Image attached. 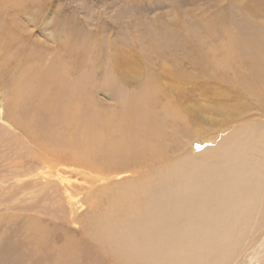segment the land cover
Returning <instances> with one entry per match:
<instances>
[{
  "label": "rangeland",
  "instance_id": "rangeland-1",
  "mask_svg": "<svg viewBox=\"0 0 264 264\" xmlns=\"http://www.w3.org/2000/svg\"><path fill=\"white\" fill-rule=\"evenodd\" d=\"M255 1L0 0V264H55L59 249L47 253L45 244L79 240L83 233L70 221L92 214L101 186L90 179L91 167L36 145L80 142L81 132L62 121L59 106L69 95L96 132L99 111L114 119L118 125L103 130L111 137L120 133L127 102L151 99L149 126L136 132H158L150 142L160 158L101 175L153 178L150 208H163L186 249L176 252V264H264V28L256 25L261 17H251ZM64 39L79 46L65 47ZM219 41L233 53L217 50ZM200 51L221 62L195 60ZM121 54L135 75L118 76L110 58ZM42 89L58 90L57 106L45 107ZM167 103L176 116L164 110ZM226 109L237 113L226 118ZM239 133L237 141L248 142L243 163L232 160L229 143ZM64 193L79 204L67 205ZM38 238L44 244L33 246ZM78 256L75 264H108Z\"/></svg>",
  "mask_w": 264,
  "mask_h": 264
},
{
  "label": "bare ground",
  "instance_id": "bare-ground-1",
  "mask_svg": "<svg viewBox=\"0 0 264 264\" xmlns=\"http://www.w3.org/2000/svg\"><path fill=\"white\" fill-rule=\"evenodd\" d=\"M31 1L32 0H30V3H32ZM257 2L259 4L256 3L255 1L256 6L253 7L254 9L252 10L251 17L257 19L260 17L262 18V20H260L259 21L260 23L258 24H256L257 22L255 23L253 21V23L259 25L257 26V28L259 29V27L264 28L263 27L264 0H257ZM263 33L264 32L262 30V35ZM228 38L230 37L228 36ZM63 41L65 47L66 45L70 47H74L77 45L76 42H72L71 40L70 42L68 41V39L67 40L64 39ZM77 46H79V44ZM222 47L228 48L227 50H225L227 55L233 53L232 47L230 45L225 46L223 45L222 41H219L216 47L217 50H219ZM64 49L65 48H63V51ZM207 50L209 51L208 48ZM72 53L73 52L71 51V55ZM209 54L201 53V55L199 56L196 55L197 58L195 60H199V61L204 60V62H208L210 64L212 62L213 63L221 62L220 60L215 59V56H213V54L212 55ZM77 56L79 57L78 54ZM65 60L67 61V59ZM110 60L113 62V66L117 71L116 73L121 78L122 77L125 78L126 75L127 76L135 75L138 71L133 66V63L131 64L130 59L126 55L123 54L112 55ZM66 61H63V64ZM259 62H261V64ZM259 62L258 63L259 65H261L260 66L261 68L259 67L258 69L262 70V67H264L263 64L264 60H261ZM0 65H2L1 62ZM119 66L122 67L119 68ZM130 67L133 68V71H130ZM56 73H58V76H61L59 75V71ZM19 87L15 89L16 91L13 89V91H15L14 96L19 95L18 92ZM57 91L58 90L50 91L45 89H42L40 91L39 95L40 97L45 99V107L48 110L55 107V105L57 106V102L61 97ZM148 96H150V94H148ZM141 100L143 99H141V97H138L126 103L124 107V111L123 113H121L122 116L121 127L118 126L120 129L119 130L120 133H118L116 137H111L110 133L109 135L105 134L103 133V130L105 131L108 129L113 130L115 125H118L115 122V120L112 119L113 121H111L110 118H107L99 111L97 114H95V118L97 116L96 124L101 131L96 132L91 125H89L86 122H83V120L81 119L82 117L80 115L82 111L80 107V103L76 100L74 96L69 95L63 101H61L62 102L61 105L59 104L60 105L59 107L62 110L61 113L62 121L64 122L66 127L73 125L76 131L81 132V134L79 133V135H81L79 137L80 142H68L70 140L66 139L67 140L66 142H57V144L56 142H54L55 144L53 146H50L48 142H42V141L36 142L37 143L36 145L39 146V148L47 152L52 157L62 158L68 162H72L80 166L88 165L89 167H91V169H89L91 170V173L88 172L89 174H92L89 175L90 179H93L94 183H98L101 186V188L96 189L97 191L96 194L93 193V195L95 194V198L93 197L94 199L92 200V202L90 201L91 203H89V207L92 208L91 216L86 218L84 221H77L76 218L70 221V223L74 224V226H77L75 225L76 223L78 224L77 229L73 228L74 231H78V232L81 231L80 233L81 234L83 233V235H81V237L78 238L79 240L73 241L72 239H69L68 241L60 244L59 245L60 248L55 247L56 242L54 243L47 242L48 246H46L45 244V247L48 248L47 253L51 252L53 248L54 250L55 248L59 249L58 251L60 253L56 255L55 264H75V262L77 261L76 260L77 257L80 256V255L78 256L79 252L82 251L84 252L85 257L87 256L89 258H92V256H95L96 259L104 260L108 264H176L175 262L176 252L178 251L179 253L186 250L184 245L179 246V243H176V240L178 238L177 235L179 233L177 230L178 229L177 226L173 224L171 225L170 223L167 224L166 222L163 221V217L166 216L164 214L163 208L162 209L161 207L157 208L158 206L157 204H154L152 208H150L148 197L152 186L151 182L153 178L149 179L148 177V179L147 178L138 179V177H136V179H128L126 177L128 173L127 174L117 173L114 178L115 181L112 182L108 180L109 179L108 176L101 175L105 173L109 174L111 171L117 172L118 170L120 171L121 169L124 170L125 168H128L130 165H143V163L148 160L160 158L158 146H155L154 142H150L152 136H154L158 132L155 129L150 130L151 132H149L148 134L140 133L141 132L140 130L136 132V128L138 126L140 128L143 126H149L150 118L153 114L151 110V103H152L150 102L151 99L147 97L146 102H143ZM236 106H237L236 108L238 109L239 107L241 109L244 108V104L243 105L236 104ZM174 108H175L174 106L172 107L168 103L165 104L164 106V110L166 112L173 114V116H176L177 111ZM236 110L237 109H235L234 111H230L229 109L227 110V112L223 111L224 113L222 112V115H224V117L226 118L228 117L231 118L237 113ZM98 118H99V122L97 121ZM135 123H138V125H136ZM241 135L242 134L239 133L235 136L234 140L236 142H229L231 143L230 148L232 147L231 151L234 152L233 155L234 158L232 160H234L236 163L237 162L243 163V161L245 162L248 161L247 157L246 159L242 157V150L248 142L237 141V139L241 138L240 137ZM250 143L252 144L253 142ZM95 155H97V157L100 158L101 162L99 161L95 162L93 160L96 157ZM40 159L41 162L45 163L46 155H41ZM179 162L182 163V160L179 159L178 164ZM127 176L130 177L129 174ZM64 195H65V202L67 201L66 204L69 206H71L73 203L79 204V200H81L69 193H64ZM103 195L106 196L104 197ZM89 198L91 199V197ZM30 225H33L32 222H30ZM32 228L36 231H32ZM30 234L32 237L35 238L40 237L39 231L38 229H36V227H31ZM37 243L39 245H43L44 240L38 238V240L33 242V246H36ZM186 263L187 261L185 260L184 264Z\"/></svg>",
  "mask_w": 264,
  "mask_h": 264
}]
</instances>
